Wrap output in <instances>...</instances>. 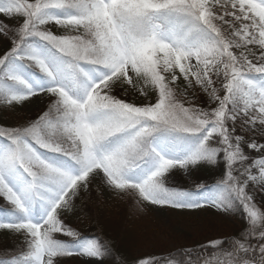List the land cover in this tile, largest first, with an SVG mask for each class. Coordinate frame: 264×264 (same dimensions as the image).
I'll return each mask as SVG.
<instances>
[{
	"label": "snow or ice",
	"instance_id": "obj_1",
	"mask_svg": "<svg viewBox=\"0 0 264 264\" xmlns=\"http://www.w3.org/2000/svg\"><path fill=\"white\" fill-rule=\"evenodd\" d=\"M0 16L22 18L15 28L0 21L11 44L0 55V107L48 105L29 125L0 127V230L22 237L0 264L73 255L103 264L107 247L61 218L97 179L153 205L245 214V232L199 246L206 256L186 249L137 264H211L216 252L228 257L219 264H264V212L246 190L264 188V0H0ZM133 93L148 103L121 98ZM201 96L208 108L195 105ZM221 158L216 184L165 186L173 170L190 178Z\"/></svg>",
	"mask_w": 264,
	"mask_h": 264
},
{
	"label": "rangeland",
	"instance_id": "obj_2",
	"mask_svg": "<svg viewBox=\"0 0 264 264\" xmlns=\"http://www.w3.org/2000/svg\"><path fill=\"white\" fill-rule=\"evenodd\" d=\"M0 18L11 23L12 28L22 23V18L21 20L8 19L3 16H0ZM47 27L49 30L57 28L55 25ZM2 39L4 38L0 37V41ZM257 51L259 50L257 49ZM178 84L180 85L178 97L181 102L185 103V106H189L187 100H193V94L189 91L186 100L182 95L184 91L182 77L178 81ZM121 98L127 100V102L130 100L131 102L129 103H134L138 106L148 103L138 93L122 96ZM152 102L154 103L155 100ZM195 105L208 108L207 97L201 96L199 99H196ZM16 106L19 108L16 111H20L22 116H30L31 114L43 111L47 104L42 103L39 97H35L33 100L25 101L23 104ZM212 107H215V105H212ZM6 108L9 107H0L1 112ZM13 115L11 114L10 116ZM257 139L259 142H264V138L262 137H257ZM198 170V167L195 168L189 178L182 170L175 169L167 174L165 184H168L174 176L176 179L178 178V181L194 184L195 180L199 177L200 172ZM94 186L93 190H90L86 194L82 193L80 197L76 198L72 209L66 214H62L61 218L65 225L78 233L86 229L88 226L85 222L86 216L92 214L96 218L94 220L95 223L100 224V230L101 225H103L102 227L110 231L107 234L108 239L106 242L114 243L113 241H116L121 246L116 245L115 248L119 247L120 250H126L127 254L136 257V263L141 258H161L176 252H184L186 249L198 248L210 240L225 239L233 236L240 237L243 234L241 227L234 220L227 217L224 212L208 206L198 209H176L168 206L153 205L143 201L138 195H116L106 189L99 179L94 181L90 188ZM248 188V193L253 197L254 203L257 204L260 210H264V188L259 185L254 188L252 184H249ZM91 194L95 195V197H92V199L95 198V202H89V200H92L88 199ZM87 202H89L88 204H92V207L88 208L90 212H86L85 209V203L87 204ZM0 203H4L3 200H0ZM74 207H76V210ZM78 208L79 213L81 211L85 213L78 215L79 213H76ZM56 238L64 242H70L74 239L73 237L61 234H56ZM20 243H22L21 236L13 234L8 230H0V250L2 249L0 252H9V248L6 247L9 246L8 244L17 247V244ZM93 260L94 258L73 255L60 258V264H92ZM109 263L103 260V264Z\"/></svg>",
	"mask_w": 264,
	"mask_h": 264
},
{
	"label": "trees",
	"instance_id": "obj_3",
	"mask_svg": "<svg viewBox=\"0 0 264 264\" xmlns=\"http://www.w3.org/2000/svg\"><path fill=\"white\" fill-rule=\"evenodd\" d=\"M20 20H21V18H20ZM0 21H2L4 24H7L10 27H12V24L9 23L7 20L0 18ZM51 31L56 35H63L64 34V30L60 29V28H56V29L51 30ZM10 47H11V44L9 43V41L2 39L0 41V55H3L4 52L7 51ZM249 47L253 48L254 51H257L255 46H249ZM237 54H239V53L237 52ZM257 54H258V51H257ZM149 96H150L152 101L155 100V94L154 93H150ZM178 99H179V97H178ZM128 101L131 102L130 100H128ZM185 107H188V106H185ZM47 108H48V105L40 113L31 114L30 116H26V115L22 116L20 111H16L19 109L16 105L11 106L9 108H6L2 112L0 110V122H2V123H0V127L18 128V127H23V126L29 125L32 122L36 121L41 115H43V113L45 111H47ZM203 108H207V107H203ZM6 112H8V113H6ZM11 114H14V115L10 116ZM213 146H215V145H213ZM37 150L42 152V153L45 152L44 149H40L38 146H37ZM244 151L251 157H258L260 155L259 153H256L252 150H248L245 146H244ZM248 163H251V160L248 161ZM198 168H199L198 172H200V173H199L198 179L195 180L196 182L194 184H189V183L185 182L184 180H183L184 182L178 181V178L176 179L174 176V178H172L168 184H165V186L166 187H177V188H181V189L195 190V187L198 184H206V185L216 184L218 181H221L223 179V176L225 173V168L222 164V158H221V163H218L217 165L213 166V165H208L206 163H201L198 166ZM179 179H181V178H179ZM184 186H186V187L183 188ZM94 188H95V186L90 188V190H93ZM246 190L249 191V188ZM92 197H95V195L91 194L88 197V199H92ZM91 201L95 202V198L92 200H89V202H91ZM89 202H87V204L85 203L86 212H90L88 210V208L92 207V204H88ZM74 209L76 210V207H74ZM95 209H96V207H95ZM261 211L264 212L263 209ZM76 213H79V208L77 209ZM82 213H85V212L81 211L78 215H81ZM224 213L227 217L234 220L241 227V231L243 233L245 232V229L247 228V224L245 221V214L239 205L233 207L230 212H224ZM95 219L96 218H94L92 216V214L86 216L85 222H86V224H88V226L86 227L85 230L83 229L82 231L78 232V234L81 236H84V237L95 238V239L99 240L103 245L107 246L108 251L105 254V256L103 257V260L106 262H110L109 264H137L136 259H135L136 257L131 256V254H127L126 250H120L119 247L115 248L116 245H120V244L116 243V241H113L115 244L110 243L108 241L111 245L106 242L108 239L107 234L110 231H108L107 229L102 227L103 225H101V230H100V224L95 223V221H94ZM233 237H235V236H233ZM230 238H232V237H230ZM230 243H231V241H230ZM256 243H257L256 241H253L254 246ZM8 245L9 246H6V247L9 248V252L8 251L0 252V258L9 259V258H11L13 253L19 252L21 247H22V243L17 244V247H15V245L13 246L12 244H8ZM208 252H212V250L208 249L207 252H205L204 249L198 247V248L194 249L193 255L206 256ZM128 253H129V251H128ZM177 253L180 254L181 256L184 254V252H176L173 254H177ZM168 256L169 255H165V257H168ZM161 258H164V257H161ZM208 259L210 260L211 264H219L220 261H227L228 257L225 256L224 254L220 253V252H216L212 256H209Z\"/></svg>",
	"mask_w": 264,
	"mask_h": 264
}]
</instances>
